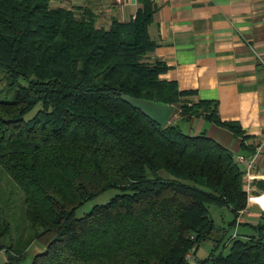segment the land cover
<instances>
[{
    "label": "trees",
    "instance_id": "16d2710c",
    "mask_svg": "<svg viewBox=\"0 0 264 264\" xmlns=\"http://www.w3.org/2000/svg\"><path fill=\"white\" fill-rule=\"evenodd\" d=\"M51 1L0 0V68L14 86L0 99V170L41 245L28 264H264V212L237 224L250 232L226 238L209 215V204L225 205L234 226L246 205L234 153L120 97L176 104L183 120L201 115L240 132L219 120L215 101L186 99L192 91L161 79L164 63L145 58L151 1L137 0L132 17L107 26ZM107 188L118 191L74 214ZM7 229L0 215V236ZM208 238L213 247L197 257ZM9 246L0 242L5 262L21 253Z\"/></svg>",
    "mask_w": 264,
    "mask_h": 264
},
{
    "label": "crops",
    "instance_id": "0c3cea01",
    "mask_svg": "<svg viewBox=\"0 0 264 264\" xmlns=\"http://www.w3.org/2000/svg\"><path fill=\"white\" fill-rule=\"evenodd\" d=\"M150 1L147 34L154 46L145 58L163 62L165 70L158 76L174 81L178 89L191 90L186 99L215 101L219 120L234 123L240 132L201 115L183 120L176 104L171 105L168 120L185 133L204 131L235 156L250 158L245 170L239 163L241 180L244 185L249 182L258 203H264V72L254 55L264 56V0ZM51 4L77 12L85 8L97 26H107L111 19L127 20L138 6L137 0H53ZM248 204L243 222L258 218L262 211L257 203L256 208Z\"/></svg>",
    "mask_w": 264,
    "mask_h": 264
},
{
    "label": "rangeland",
    "instance_id": "374dc122",
    "mask_svg": "<svg viewBox=\"0 0 264 264\" xmlns=\"http://www.w3.org/2000/svg\"><path fill=\"white\" fill-rule=\"evenodd\" d=\"M5 73L0 68V99H7L11 96L14 90V86L11 84H7L5 79ZM15 85V84H14ZM35 106L31 108L28 112L25 113V116L30 115ZM170 118V116H169ZM173 119V118H171ZM174 120V119H173ZM118 190L115 188H107L98 194L94 195L93 197L83 201L74 209L75 215H81L85 211L89 209L92 204L102 203L106 201L113 193L117 192ZM21 194L18 193L15 185L8 179L6 174L0 170V215L2 218L8 222V229L4 231L3 234L0 236V242L3 244H9L8 252L11 254L15 253V251L21 252L17 259L10 260L8 262L4 261V251L0 250V264H28L31 259V256L38 252L41 249V245L32 238V232L28 224L25 222L23 218V208H22V201H21ZM249 207H255V203L251 200L250 204L247 205ZM259 206V205H258ZM257 208L259 209V207ZM262 207H264V203H262ZM247 208V207H246ZM264 212V208H261ZM260 210V209H259ZM209 215L211 216L213 223L219 226L224 227V235L223 238H226L228 235H234L237 232H250L243 224L237 226H227L226 222L230 219L231 213L227 209L225 205H215L209 204L208 205ZM245 212L242 213L240 216V222L242 221L243 215ZM257 218L249 217L247 219L248 222L255 221ZM255 222L253 224H255ZM239 223V222H238ZM219 234V232H218ZM213 238H208L203 240L197 246L195 250V254L197 257H205L207 253L210 251L211 247L214 245ZM221 249V245H218L217 248L215 247L213 252ZM225 250V247L222 248Z\"/></svg>",
    "mask_w": 264,
    "mask_h": 264
},
{
    "label": "water",
    "instance_id": "95a60500",
    "mask_svg": "<svg viewBox=\"0 0 264 264\" xmlns=\"http://www.w3.org/2000/svg\"><path fill=\"white\" fill-rule=\"evenodd\" d=\"M121 99L130 106L138 108L143 114L149 116L159 124H164L171 113L172 106L159 100H151L143 97L131 96L121 93Z\"/></svg>",
    "mask_w": 264,
    "mask_h": 264
},
{
    "label": "built area",
    "instance_id": "2783aa9c",
    "mask_svg": "<svg viewBox=\"0 0 264 264\" xmlns=\"http://www.w3.org/2000/svg\"><path fill=\"white\" fill-rule=\"evenodd\" d=\"M262 11H263V18H264V5H263ZM254 55H255L257 61L259 62V64L261 65L263 72H264V56H259L257 54H254ZM235 158H236V161L238 163H240L241 165L244 166V170H245V168L247 169L251 164V159L247 158L243 155L238 154L235 156ZM244 189L246 192V203L251 202V200H252L253 202L257 203L261 208H264V207H262V204L258 203V199H257L258 195H254L251 193L254 190V188L252 187V185L249 182H247V181L245 182ZM243 212H246V206L237 211V215L235 216V222H234L235 227L238 224V222H240V216L242 215ZM233 234H234V232H233Z\"/></svg>",
    "mask_w": 264,
    "mask_h": 264
}]
</instances>
